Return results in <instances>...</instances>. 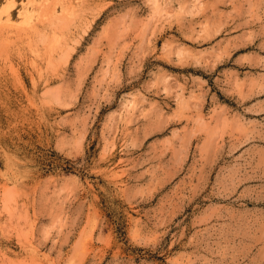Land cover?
I'll return each mask as SVG.
<instances>
[{"label":"rangeland","instance_id":"1","mask_svg":"<svg viewBox=\"0 0 264 264\" xmlns=\"http://www.w3.org/2000/svg\"><path fill=\"white\" fill-rule=\"evenodd\" d=\"M0 264H264V0H0Z\"/></svg>","mask_w":264,"mask_h":264},{"label":"bare ground","instance_id":"2","mask_svg":"<svg viewBox=\"0 0 264 264\" xmlns=\"http://www.w3.org/2000/svg\"><path fill=\"white\" fill-rule=\"evenodd\" d=\"M55 1V0H54ZM62 12V11H61ZM57 14V13H56Z\"/></svg>","mask_w":264,"mask_h":264}]
</instances>
